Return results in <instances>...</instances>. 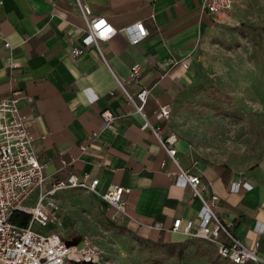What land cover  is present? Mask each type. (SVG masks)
<instances>
[{
	"label": "crops",
	"instance_id": "crops-1",
	"mask_svg": "<svg viewBox=\"0 0 264 264\" xmlns=\"http://www.w3.org/2000/svg\"><path fill=\"white\" fill-rule=\"evenodd\" d=\"M80 1L116 29L109 40L101 42L103 54L96 45L82 42L85 22L77 0H4L0 9V98L9 96L12 88L23 90L18 105L27 116L34 150L48 163L49 180L90 172L99 178L100 193L117 185L130 187L125 198L131 218L118 213L120 219L151 240L181 242L184 234L170 229L174 220L198 219L203 203L179 175L178 165L152 128L146 126V118L128 101L119 80L133 95L150 89L145 115L168 135L173 130L170 119H160L161 107L169 104L173 112L188 95L196 79V51L215 21L202 9L203 0ZM137 22H143L148 34L132 44L123 29ZM3 37L12 50L4 47ZM75 47L84 51L74 56ZM10 51L19 64L14 80L3 62ZM136 64L140 65L137 77L132 71ZM104 109L118 118L101 130ZM97 130L101 131L94 137ZM177 148L179 164L200 173L207 182L205 196H219L217 211L223 220L235 221V234L248 245L260 242V259L247 264H264V156L244 169L203 157L180 136ZM236 182L251 185L233 191ZM109 209L112 214L117 212L114 207ZM157 223L163 228L149 230L146 226ZM212 248L216 254L215 245Z\"/></svg>",
	"mask_w": 264,
	"mask_h": 264
},
{
	"label": "built area",
	"instance_id": "built-area-1",
	"mask_svg": "<svg viewBox=\"0 0 264 264\" xmlns=\"http://www.w3.org/2000/svg\"><path fill=\"white\" fill-rule=\"evenodd\" d=\"M77 1L85 22L82 42L85 46L96 45L103 54L101 42L109 40L116 29L106 17L94 15L88 6L83 5L80 0ZM236 2L237 0H203L201 7L215 22H224L231 16ZM3 3L4 0H0V9ZM123 30L132 44L139 43L148 34L143 22L128 25ZM3 41L4 47L12 50L10 41L4 37ZM83 51V48L75 47L72 54L77 56ZM3 62L10 78L14 80L13 76L19 64L12 51L4 57ZM184 65L189 66L187 62ZM132 71L133 76L137 77L140 65H134ZM119 84L134 109L146 118V126L152 128L162 147L178 165L179 175L190 185L194 196L199 197L203 203V211L198 219L176 218L170 229L192 238L209 241L215 245L216 255L221 263L247 264L250 260L258 261L260 242L255 241L248 245L239 238L234 232L235 221L223 220L217 211L219 196L216 193L210 198L205 196L208 184L202 175L190 172L179 164L178 134L172 131L164 136L161 126H154L147 119L144 108L150 89L143 88L133 95L120 80ZM10 93L9 96L0 98V264H78L98 261L99 250L89 235H83L79 243H68L69 239L65 238L63 231L64 211L57 195L68 189H86L99 195L124 218H131L125 198L131 188L117 185L110 187L105 193H100L97 189L99 178L93 177L90 172L82 175L69 173L49 180L46 174L48 163L42 161L34 150L27 116L18 105L24 96L23 90L12 88ZM27 97L30 101L33 100L31 96ZM171 114L172 108L167 104L161 107L159 117L168 120ZM101 117L102 130L113 124L118 115L110 109H104ZM101 130L93 131V136L97 137ZM81 148L85 150L87 145L83 144ZM62 164L66 165V160H62ZM249 185L251 184L247 182H236L232 189L240 191ZM16 211L30 215L26 225L13 221ZM50 225H54V228L48 232L40 230ZM146 226L149 230L163 228L161 223Z\"/></svg>",
	"mask_w": 264,
	"mask_h": 264
},
{
	"label": "rangeland",
	"instance_id": "rangeland-1",
	"mask_svg": "<svg viewBox=\"0 0 264 264\" xmlns=\"http://www.w3.org/2000/svg\"><path fill=\"white\" fill-rule=\"evenodd\" d=\"M215 24L198 46L196 79L169 124L203 157L247 169L264 156V0H241ZM99 197L82 188L57 195L68 243L87 234L99 250L91 264H226L209 241L190 236L181 235L183 256L172 255L168 242L135 231Z\"/></svg>",
	"mask_w": 264,
	"mask_h": 264
},
{
	"label": "trees",
	"instance_id": "trees-1",
	"mask_svg": "<svg viewBox=\"0 0 264 264\" xmlns=\"http://www.w3.org/2000/svg\"><path fill=\"white\" fill-rule=\"evenodd\" d=\"M216 99L218 101H224V99L222 97H216ZM29 219H30V215L27 213L21 212V211H16L13 214V221L15 223L20 224V225H26L29 222ZM168 248H169L170 253L172 255L176 254L178 257L183 256V246L181 245V243H179V242L169 243ZM215 256H216V259L218 260V257L216 254H215ZM219 263H221V262L219 261ZM78 264H91V262H81Z\"/></svg>",
	"mask_w": 264,
	"mask_h": 264
}]
</instances>
